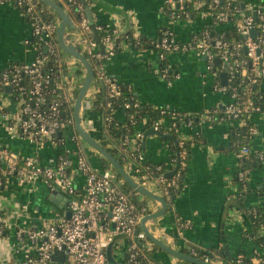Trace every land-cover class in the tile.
Listing matches in <instances>:
<instances>
[{
  "label": "built area",
  "instance_id": "built-area-1",
  "mask_svg": "<svg viewBox=\"0 0 264 264\" xmlns=\"http://www.w3.org/2000/svg\"><path fill=\"white\" fill-rule=\"evenodd\" d=\"M235 1L238 0H226L225 6H220L224 0H165V9L171 19L191 18L197 11L200 15L210 17V20L187 41L178 40L173 31L167 30L162 37L154 40V44L160 61L164 63L161 73L165 78L172 73L168 61L170 53L191 50L199 56H205L207 71L216 76L214 89L228 91L231 95L224 109L216 108L213 111L214 119H238L248 127L249 134L254 135L258 129L249 124L247 119L255 112L264 111V103L250 96L253 88L258 92L264 80V2L252 7V12L248 13L234 6ZM5 2L20 6L30 17L34 36L32 45L36 47L38 55L31 61L14 62L0 69V89L4 92L5 87L10 85L9 94L18 104L15 117L5 111H1L2 116L8 119V129L14 134L40 144L51 139L60 150L55 157L43 163L37 153L22 154L9 147L0 136V187L11 176L20 183L41 179L51 189L67 194V209L70 211L69 216L64 212L45 225L16 228L18 248L29 250L20 264H114L107 250L117 235L128 238V247L123 254L125 264H152L147 245L151 240L141 227L142 217L154 210L152 204L138 191L134 197L133 187L129 190L123 188V178L118 179L112 167L96 168L83 148L72 152L67 147L68 140L83 138L76 129L74 114L76 89L82 85V81L78 82L77 73L71 67L74 62L68 59L56 37L59 21L42 17L45 8L40 0H0V3ZM190 5L194 6L195 12L189 8ZM80 8L82 16L77 22L76 33L82 37V51L87 53L90 62L92 59L97 60L93 64L94 84H91L84 102L87 112L85 123L92 134L100 131V125L90 111L96 92L102 87L107 97L104 107L111 110L103 116V123L113 118L111 112L115 110L118 99L123 98L124 108L136 109L142 106V102L132 96L124 97V86L105 67L106 61L117 51L118 45L115 46L113 39L119 34L118 28L95 24L97 31L106 32L101 40H97L86 9L84 11L82 5ZM254 11L257 18L254 17ZM220 24L228 28L218 31L216 27ZM230 25L243 38H227L225 33ZM252 30H255V35ZM243 48L245 55L241 53ZM49 60H53L54 65L51 74L45 71ZM64 65L68 66L67 71ZM223 71L226 72V83L221 79ZM75 78L77 83L74 82ZM235 78L245 81L243 89L234 84ZM4 93L8 94L7 90ZM156 108L160 109L161 117L154 119L150 126L156 131L178 133L170 163L152 162L146 158L142 149L143 129H138L134 134L126 133L119 145L125 162L123 166L130 175L139 184L161 193L169 201L181 185L190 153L189 140L179 131L180 121L191 122L193 114L164 106ZM143 121L147 120L144 118ZM240 151L244 158H248L251 147L243 144ZM172 169H175L172 176H167V172ZM74 170L84 175L82 187L76 183ZM246 172H240L243 184H246ZM10 224L9 217L0 213V234ZM260 232L264 234V226ZM190 251L189 254L205 260H217L207 254L200 255L199 248ZM256 252L259 255L255 256L254 263L258 264L264 252L259 248ZM62 255L63 259L54 258ZM236 256L235 264L245 263L242 254Z\"/></svg>",
  "mask_w": 264,
  "mask_h": 264
},
{
  "label": "crops",
  "instance_id": "crops-1",
  "mask_svg": "<svg viewBox=\"0 0 264 264\" xmlns=\"http://www.w3.org/2000/svg\"><path fill=\"white\" fill-rule=\"evenodd\" d=\"M62 1L68 9L67 2ZM260 2L264 0L243 1L246 9ZM88 7L92 10L95 24L115 26L122 35L143 34L148 38L143 44L122 40L120 48L106 61V70L142 103L193 114L191 122L182 120L179 127L190 142L188 165L179 189L168 201L167 212L155 222H150L154 233L179 250L200 248L211 256L223 244L232 256L244 251L255 258L258 248L251 238L244 235V229L248 227L247 216L238 200L242 196L246 207H264V111L255 112L247 119L258 129L254 135H250L248 127L238 119H214L213 111L224 109L231 95L228 91L214 89L216 76L207 71L206 57L191 50L170 53L168 61L172 73L165 78L154 44V40L167 30L173 31L178 40L187 41L209 22L210 17L196 11L191 18L171 19L165 9V0H91L86 9ZM225 28H228L225 24L216 27L218 31ZM33 40L32 22L22 8L12 2L0 3V69L14 62L35 59L38 52L32 45ZM74 64L77 65L75 70L80 83L85 74L83 66ZM74 82L77 83L76 78ZM259 90L264 92V80ZM4 92L0 89L1 138L9 147L25 155L37 153L42 162L47 163L58 154L59 146L51 139L40 144L10 131L8 119L2 116L1 111L15 117L18 104L10 91L8 94ZM90 114L99 123L100 116L95 111H90ZM122 114L118 112V115ZM145 123L142 121L139 129H143ZM151 128L147 127L144 134ZM163 133L171 136L150 133L145 141L142 140V149L149 161L170 163V156L176 148L174 137L177 138L178 133ZM246 143L251 147L248 158H244L240 151ZM67 147L72 152L83 148L93 166L101 168L100 153L86 148L81 139L68 140ZM249 159L252 164L243 169V160ZM242 170H247L246 184L240 178ZM73 173L76 183L82 187L84 175L77 170ZM145 199L152 204L153 211L160 208L159 201L147 196ZM67 200V194L51 189L41 179L20 183L15 177H9L0 187V213H5L11 223L0 234V264H20L29 253L27 248H18L17 227H37L55 220L68 211ZM114 243L124 251L123 254L126 252V236L117 235ZM147 245L152 264H195L177 260V256L152 241ZM121 251L117 253L121 254Z\"/></svg>",
  "mask_w": 264,
  "mask_h": 264
},
{
  "label": "trees",
  "instance_id": "trees-1",
  "mask_svg": "<svg viewBox=\"0 0 264 264\" xmlns=\"http://www.w3.org/2000/svg\"><path fill=\"white\" fill-rule=\"evenodd\" d=\"M65 1L67 2L68 10H69L70 14L78 21L80 20V18L82 16V12H81L82 10L80 8V5H82L84 7V11H85L87 5L91 2V0H65ZM226 3H227L226 0H224V2H222L220 4V6H225ZM241 3H242V0H238V1H235L233 3V5L239 6L240 9H244V11H246L248 13L252 12V10L246 9L244 6H243L244 8H242ZM40 4L43 5L45 8V10L42 12V17L45 20H48L51 18L57 19L58 16L55 14L54 10L50 6H48L47 4H45L41 0H40ZM189 8L192 10V12L193 11L195 12L193 5H190ZM230 24H232V23H230ZM97 32H98L99 40H101L102 36L106 33L105 30H98ZM225 36L227 38H232V37H236V39L243 38V35L238 34L236 28L233 27L232 25H230L229 29L226 31ZM56 37H57V32H56ZM114 37L115 38L113 40L116 43L115 46L118 45L117 46L118 48H120L119 44L122 40H124V41L133 40L136 44H143L148 40L146 35L141 34L139 36H136V35H134V33H128L125 35L124 34L123 35L118 34L117 36H114ZM137 40H139V42H137ZM77 48L79 50H83L82 44H77ZM241 53L243 55H245V48L242 49ZM85 54L88 57L87 53H85ZM88 59H89V57H88ZM96 62H97V60L92 59L91 60L92 66H93V64L95 65ZM163 65H164V63L161 62V66H163ZM52 68L54 69L53 60H49L48 63L46 64V68H45L46 73H50ZM64 68L66 71L68 70L67 65H64ZM171 71H172V68H171ZM94 76H95V72H94ZM244 82L241 81L240 78H235V80H234V84L235 83L238 84V86L241 89H243V83ZM82 83H83V76H82ZM93 84H94V82L92 83V86H93ZM80 88H81V86H79L76 89V95H78ZM125 92H126V94H124V97L132 96V97L136 98L133 94H131L126 89H125ZM250 96L255 101L264 103V92H263V90H258V92H257L256 89L253 88V92L250 93ZM106 99H107V97H106L105 88L102 87L100 90H98L96 92V97H95L94 103H93V109L91 110V111H95L100 116V120L98 123V125H100V131H98L97 134L99 135L98 137L100 138V140L102 141L104 146L114 154V156L118 159V161L122 165H124L125 162L122 158V152L120 150V145H119L121 143L123 136L126 133L134 134L140 128L139 124L143 121L144 118L147 121L144 124L143 130H146L147 127H150V123L152 121H154V119L161 117L160 109L154 107L153 105L146 104V103H142V106H140L139 108H136V109L135 108H124V106L122 104L123 98H120V99H118V101L116 102V104L114 106L115 110H112V112H111L113 115V118L110 121L106 120L103 123V116L105 114L110 113V111H111L109 108L104 107V103H105ZM119 111L121 113H123L122 116L118 115ZM182 120L180 121V124H181ZM65 132L63 131V133H65ZM189 143L190 142H188V145H189ZM100 158H101V164H100L101 168L112 167L117 172L116 177L118 179H122L121 174L118 173L117 169L105 157H103L100 154ZM251 164H252V162L250 161V159L249 160H243L242 168L246 169ZM122 186H123V188H125L127 190L133 189L132 186L125 181L123 182ZM133 192H134V194H133L134 197L136 195H138V192L136 190H133ZM243 200H244V197L240 196V200H238V205H240V207L243 209V211L246 213V216H247L246 220H247L248 227L244 229V235L246 237L251 238L254 241L257 248L261 249V251L264 252V234H262L260 232V228L262 226H264V207L259 206V205L246 207ZM181 250L184 252H188V253L191 252V251H187L186 249H183V248ZM199 252H200V255H203V256L205 255V253L202 252V250L200 248H199ZM211 254H213V255H211L212 258L217 259V260L223 262L224 264H235L236 263V257L237 256L229 255V253L227 251V247L223 244L220 245ZM240 254H242L244 256V260H245L244 264H255L254 263L255 260L253 258L254 257L253 255L251 256L244 251L240 252ZM258 255H259V252H256L255 256L257 257ZM258 264H264V257H262L260 259Z\"/></svg>",
  "mask_w": 264,
  "mask_h": 264
},
{
  "label": "water",
  "instance_id": "water-1",
  "mask_svg": "<svg viewBox=\"0 0 264 264\" xmlns=\"http://www.w3.org/2000/svg\"><path fill=\"white\" fill-rule=\"evenodd\" d=\"M48 6H50L55 14L59 18V23L57 27V38L58 41L63 48V50L66 53V56L69 60H72L74 63H77L79 65H83L84 70V76H83V83L81 85V88L79 90V93L75 99L74 102V114H75V122H76V129L79 132V134L88 142L90 143L97 151L105 157L118 171V173L121 174L123 180L130 184L136 191L142 193L143 195L153 198L160 203V208L158 210L152 211L150 213L145 214L141 219V227L144 230V232L147 234L148 238L166 250L167 252L184 259L186 261L195 263V264H224L223 262L217 261V260H205L200 257L193 256L189 254L188 252H184L182 250H179L177 248H174L170 246L164 238L161 236H157L153 229L151 228L150 222H155V220L159 217H161L163 214H165L169 208V202L167 198L164 195L158 194L154 191H152L149 188H146L139 184L131 175L130 173L125 169V167L118 161V159L114 156V154L109 151L101 140L94 137L90 131L88 130L85 118L87 115L86 108H85V100L88 98V90L93 82L94 79V68L90 62V60L87 58L86 54L77 48V44H79L82 41V37H79L77 35V23L75 21V18L70 14L68 9L66 8V5L62 0H41ZM244 6V3L242 4ZM87 16L89 18V21L91 23V27L94 30L95 36L97 40H99L98 32L96 30V25L94 21V17L92 15V10L90 7L86 9ZM254 17L257 18L256 11L253 12ZM131 26H129L130 28ZM123 30L121 31V33ZM125 32H127L125 30ZM255 30H252V34L255 35ZM103 47V46H102ZM217 62H219V59H216ZM222 81L226 83V72H221ZM7 91H11V86L8 85L5 87ZM150 133H156L162 136H171V134H164L161 131H156L154 128H151L150 130H147L144 134L143 141H145L146 136ZM173 137V135H172ZM175 143L177 142V139L174 137ZM175 169L170 170L167 172V176H172ZM67 215H70V211H67ZM137 239V238H136ZM138 240V239H137ZM141 244V241L138 240ZM108 257L111 262L114 264H119L114 259L112 253H111V244L108 247ZM230 255V253H229ZM54 258H64V255L62 256H54Z\"/></svg>",
  "mask_w": 264,
  "mask_h": 264
},
{
  "label": "rangeland",
  "instance_id": "rangeland-1",
  "mask_svg": "<svg viewBox=\"0 0 264 264\" xmlns=\"http://www.w3.org/2000/svg\"><path fill=\"white\" fill-rule=\"evenodd\" d=\"M76 64H73V70L76 72ZM98 132H93L92 134H93V136L94 137H98L99 135L97 134ZM81 140H82V142H83V144H84V146L86 147V148H88V149H90L91 151H96L97 152V149H95L90 143H88L84 138H80ZM141 195V194H140ZM151 247V246H150ZM118 251H121L119 248H117V246L115 245V243L114 242H112L111 243V253H112V255H113V257H114V259L116 260V262L117 263H119V264H122V263H124L125 264V259H124V257H123V252L124 251H121V254L119 253H117ZM178 259L177 260H183V259H181V258H179V257H177Z\"/></svg>",
  "mask_w": 264,
  "mask_h": 264
}]
</instances>
